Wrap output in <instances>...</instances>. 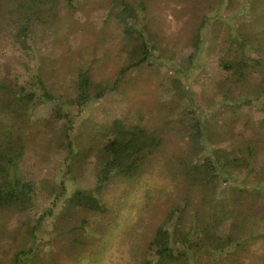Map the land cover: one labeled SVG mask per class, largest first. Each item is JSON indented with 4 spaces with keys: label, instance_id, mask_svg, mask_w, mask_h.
<instances>
[{
    "label": "rangeland",
    "instance_id": "obj_1",
    "mask_svg": "<svg viewBox=\"0 0 264 264\" xmlns=\"http://www.w3.org/2000/svg\"><path fill=\"white\" fill-rule=\"evenodd\" d=\"M108 1L75 0L73 8L69 0L47 1L42 9L44 20L35 28L32 39L27 41L38 57L29 71L38 73L39 67H43L47 86L58 97L55 103L62 107L66 104L64 108L69 110L64 111L73 117L71 122L65 118L57 119L51 113V104L45 102L34 107L28 125L23 127L31 147L26 153L28 170H25L30 171L37 182L38 237L44 241L54 240L55 222L66 198L75 190L93 191L109 208L97 216L78 213V220H87L90 226L87 225L85 233H81L86 243L79 246L82 250L75 256L72 255L74 251L62 249V244L53 242L51 248L56 250L58 258L54 262L44 259L45 262L35 264H69L73 259L78 260L76 264H141L155 228L172 229L176 221L172 205L184 191V182L175 163L178 154L186 147L189 117L195 121L203 119L206 126L216 118L224 122L236 120L245 136L256 137L264 144V123L261 113L256 112L260 101L255 100L254 105L246 106L239 98L242 92L251 91L254 80L227 76L218 67L219 46L210 34V24L218 17L216 9L189 17L179 10L184 1L153 0L154 6L146 20L153 25L151 31L159 32L158 48L153 50L148 63L122 76L117 87H113L121 68L128 63L125 52L135 50L137 45L123 39L114 23L106 22ZM0 4L1 12H7L13 11L17 3L2 0ZM231 11L232 16L252 14V27L255 24L259 27L264 21V0H234ZM205 17L210 22L205 23ZM142 23H145L143 18ZM235 30L238 29L233 27L232 32ZM197 34L203 38L202 44L192 65L186 67L179 57L195 43ZM21 41L27 44L22 38ZM48 42L51 46L47 45ZM0 43V52L8 49L10 44L6 39ZM152 43L150 41L149 46ZM230 55L227 51L224 58ZM81 72H88L94 81L107 84L112 90L105 98L93 101L79 111L74 103L77 86L71 84ZM172 75L182 81L186 92L181 98L177 96V108L173 106V94L164 88L165 83L171 85ZM229 90L232 92L230 97L225 96ZM185 110L189 111L187 119L175 125L179 116H185ZM118 121L155 132L161 137V144L146 160L139 177L116 175L98 188L95 179L97 169L101 167L100 148L115 131L114 124ZM44 123L48 125L47 130L43 128ZM67 127H70L72 151L63 146V142L68 141L63 132ZM134 142L132 157L144 155L151 149L146 137L139 136ZM70 152L72 156L68 165L64 160ZM62 183L66 192L58 198L56 194ZM53 187L55 193L49 194ZM42 214H46L44 219ZM20 223L8 203L0 201V264H13L14 254L32 244L31 236ZM244 224L248 237L257 230L264 232L250 221ZM214 232L215 225L209 226L207 234L212 236ZM214 248L219 249L214 250L217 256L214 264H264L262 237L240 249L229 246L222 237L209 244L212 257ZM192 262L184 256L177 263Z\"/></svg>",
    "mask_w": 264,
    "mask_h": 264
},
{
    "label": "trees",
    "instance_id": "obj_2",
    "mask_svg": "<svg viewBox=\"0 0 264 264\" xmlns=\"http://www.w3.org/2000/svg\"><path fill=\"white\" fill-rule=\"evenodd\" d=\"M15 1L17 4L13 11L1 12L0 4V40L10 42L8 49L0 52V201L8 203L18 216L20 225L32 238L30 247L14 254L13 264H35L45 262L44 259L54 262L58 255L51 248L53 242L62 244V249L74 251L73 256L82 250L79 246L86 243L81 238V233H85L89 224L87 220H78V213L82 215L87 212L97 216L103 215L109 208L102 204L93 191L75 190L66 198L65 206L55 222L57 231L54 240L44 241L38 237L37 182L31 177V172L25 170L28 167L25 164L26 153L31 147L23 127L34 107L40 103H50L51 113L57 119L65 118L71 122L73 117L71 113L64 111L69 110L64 108L66 104L62 107L55 103L58 97L48 88L43 67H39L38 73L29 71L38 57L27 41L32 39L35 28L44 20L43 6L51 0ZM180 1H184V5L179 8L180 12L189 17H198L206 13L207 9H216L218 17L210 24V34L219 46L218 67L227 76L251 77L254 80L251 91L242 92L239 98L245 101L246 106L254 105L255 100L260 101L256 112L261 113L264 123V21L260 22L259 27L257 24L252 27V14L232 16L231 6L234 0ZM69 3L72 8L75 6V0H69ZM153 6V0L108 1L106 22L114 23L123 39L137 45L135 50L125 52L128 63L121 68L113 87H117L122 76L148 63L153 50L158 48L159 32L151 31L152 24L146 20ZM142 18L145 23H142ZM204 19L205 23L210 22L208 17ZM233 27L238 30L232 32ZM16 35L18 37L14 38ZM202 40L201 35L197 34L195 43L181 52L179 61L186 67L192 65ZM150 41L153 43L149 46ZM47 45L51 46L49 42ZM227 51L231 55L224 58ZM170 79L171 85L166 86L165 83L164 88H168L173 94V106L177 108V96L181 98L186 92L179 78L172 75ZM71 85L77 86L74 103L79 111L93 101L105 98L107 92L112 90L109 85L94 81L88 72H81ZM231 93L229 90L225 96L230 97ZM188 113L185 110V116H179L175 125L186 120ZM189 119L186 123V147L178 154L175 163L184 182V191L172 205L176 221L172 229L164 226L155 228L141 264H178V260L184 256H188L193 261L192 264H214L217 258L214 250L219 249H213L212 257L208 247L215 240L225 237L229 246L240 249L260 237L264 238V232L258 230L255 234L251 232L249 237L246 236L244 224L250 221L257 229L264 230V144L256 137L245 136L236 120L224 122L216 118L206 126L203 119ZM14 120L20 125L17 126L18 122ZM114 125L115 131L111 132L107 142L100 148L101 167H98L95 179L98 188L116 175L139 177L146 160L161 144L159 135L140 125H124L119 121ZM43 128L47 130V123L43 124ZM69 129L67 127L63 130L68 140L63 142V146L69 147L67 151H72ZM139 136L146 137L151 149L144 155L132 157L134 141ZM71 156V152L66 154L64 161L68 165ZM65 192L66 188L62 183L56 196L59 198ZM52 193H55L54 187L49 192ZM44 215L46 214L41 215L42 219L45 218ZM212 225H215V232L210 236L207 230ZM77 262L78 260L73 259L69 264Z\"/></svg>",
    "mask_w": 264,
    "mask_h": 264
}]
</instances>
